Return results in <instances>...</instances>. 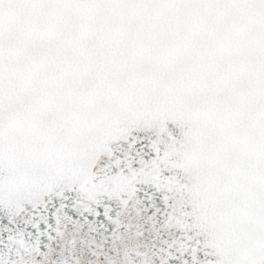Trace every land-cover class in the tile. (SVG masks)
I'll return each mask as SVG.
<instances>
[{
	"label": "snow or ice",
	"instance_id": "obj_1",
	"mask_svg": "<svg viewBox=\"0 0 264 264\" xmlns=\"http://www.w3.org/2000/svg\"><path fill=\"white\" fill-rule=\"evenodd\" d=\"M0 264H264V0H0Z\"/></svg>",
	"mask_w": 264,
	"mask_h": 264
}]
</instances>
